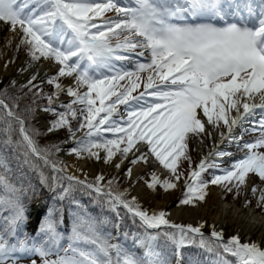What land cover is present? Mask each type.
<instances>
[{
    "label": "snow or ice",
    "instance_id": "obj_1",
    "mask_svg": "<svg viewBox=\"0 0 264 264\" xmlns=\"http://www.w3.org/2000/svg\"><path fill=\"white\" fill-rule=\"evenodd\" d=\"M0 23L29 65L42 57L57 65L47 78L51 93L35 83L38 74L0 90V264H173V257L175 264H264V240L241 242L237 234L225 241L215 225L206 236L203 224L172 223L165 210H146L118 176L81 178L57 157L86 154L117 170L127 159L129 178L131 165L154 157L172 179L153 173L148 187L167 195L181 179L179 158L190 161L188 141L224 128L185 178L179 203L203 201L209 184L239 188L249 174L264 183V0H0ZM60 93L69 99L58 103ZM45 97L47 133L66 137L41 147L45 133L32 118ZM116 152L120 162L112 160ZM218 158L231 163L222 167ZM210 168L222 174L205 179ZM251 191H258L254 182Z\"/></svg>",
    "mask_w": 264,
    "mask_h": 264
},
{
    "label": "bare ground",
    "instance_id": "obj_2",
    "mask_svg": "<svg viewBox=\"0 0 264 264\" xmlns=\"http://www.w3.org/2000/svg\"><path fill=\"white\" fill-rule=\"evenodd\" d=\"M5 28L6 25L0 23V52L4 51L3 55H1L2 52L0 53V78L15 80L18 87L26 84L33 74H38V82H42L45 77L55 73L57 65L52 60L41 58L31 65L25 64L27 60H24V57L17 60V57H14L15 53H13L12 48H9L7 42L8 33ZM14 37L16 38L17 36L15 35ZM22 68L25 70L22 71ZM65 81L69 84L74 82L72 77H66ZM232 115H235V111H233ZM37 117L39 124L46 129L45 126L49 122L47 114L39 111ZM225 130L223 129V131ZM219 139L220 136L215 133V136H211L209 142L213 146ZM202 148H199V152H201ZM114 156L112 160L120 162V156L117 158H114ZM198 157H200V154ZM58 159L67 163L70 174L83 178L86 173L90 179L101 173L105 175V178L110 175H119L125 173V169L129 166L128 160L124 159L121 169L117 170L112 164L95 161L94 158H88L86 154L79 158L75 155H65L64 152H60ZM148 170H152L157 175L164 174L163 168L156 163V160L150 158L147 163L134 164L132 166V176L129 178L132 195L138 198L146 210H165L167 213L166 218L175 224H192L194 226L203 224L202 231L207 233H210L211 227L215 225L216 230H223V237L227 239L232 235L238 234L241 242H261L264 240V214L259 215L256 212L257 207L246 208L245 204H242L243 202L240 204H236L233 201L227 203L223 198V192L215 185H209L207 196L202 202L194 200L195 202L189 205L177 204L175 203L176 200L182 196V191L180 190L182 183H179L176 189L168 190L167 195H158L157 192H163V190L151 191L141 181V177ZM34 219L35 213H33Z\"/></svg>",
    "mask_w": 264,
    "mask_h": 264
},
{
    "label": "rangeland",
    "instance_id": "obj_3",
    "mask_svg": "<svg viewBox=\"0 0 264 264\" xmlns=\"http://www.w3.org/2000/svg\"><path fill=\"white\" fill-rule=\"evenodd\" d=\"M6 31V30H5ZM7 33H8V39H7V42L9 41V40H11V46L9 45V48H12V50H13V53H15V55H14V57H17V60H19V59H21V58H23L24 60H27V63H25V64H28V58L26 57V55H25V53H23V51H17L16 49H15V47H14V45L18 42V38L16 37H14L15 35L13 34V33H11L10 31H6ZM17 41V42H16ZM2 52V53H1ZM0 53H1V55H3V52L4 51H1ZM13 57V58H14ZM26 66V65H25ZM22 67H24V66H22ZM51 76V75H50ZM47 77H49V76H47ZM47 77H45V78H47ZM44 78V81H42V82H38V81H36L35 83H37L38 84V87L41 89V86H43V85H46V83H45V81H46V79ZM65 78L66 77H64L63 78V82H65L66 84H68L66 81H65ZM29 80V79H28ZM10 81H12L11 79L9 80V79H6V78H0V84H3V83H6V84H9L10 83ZM20 86V85H19ZM19 86L17 87V89L19 88ZM25 91H27V89H25ZM33 91H35V89L33 90ZM44 93H45V91H43ZM28 97H30V95H29V92H28ZM27 97V98H28ZM29 99V98H28ZM63 100H65L63 97H62V100H61V97L58 99V103H60V102H62ZM35 107H36V118H37V123L39 124L40 122H39V119H38V117H37V113L39 112V111H42L41 110V108H37L38 106L37 105H35ZM43 112V111H42ZM233 113V112H232ZM47 114V119H51L52 118V116H51V114L50 113H46ZM222 123V122H221ZM40 125V124H39ZM40 127L42 128V129H44L41 125H40ZM206 128H207V125H206ZM223 129L224 128H215V129H212V131H213V135L212 136H215V133H217V132H221V131H223ZM65 137H66V131H60V130H58L55 134H53V133H49V135H47V137H46V139L48 138V139H51V141H52V143H59L61 140H63V139H65ZM252 137H249L248 138V136H247V140L248 139H251ZM211 140V137H205V138H203V140L200 138V137H195V138H193V139H190L189 141H188V144H189V146H190V149H189V154L187 155L189 158H190V161H189V159H185L184 158V162L183 163H185L186 164V166L185 167H187V168H190V167H192L193 166V164H194V162H196V160H197V158H198V155L200 154V152H199V148L200 147H203L202 148V150H201V152L202 153H206V152H208L209 151V149H210V147H211V142H209ZM221 147H224L223 145H221ZM261 151H264V149H260ZM102 151V153H103V150L101 149L100 150V152ZM233 152H236V151H233ZM101 153V154H102ZM58 155H59V153H57V157H58ZM117 158L118 157V155H117V153H116V155L114 156V158ZM79 158H82V157H79ZM217 162H221L219 159H217ZM231 163V161L230 160H227L226 162H221V166L222 167H225V166H228L229 164ZM132 166L133 165H131V168H132ZM185 167H181V171H183L184 169H185ZM210 170L211 171H213L214 169H211L210 168ZM148 173L149 172H146L145 174H144V176H142L141 177V181L142 182H144V183H148L150 180H149V178H148ZM113 176H118V181H117V183L119 184V186L121 187V188H128V190H129V192H130V194L132 195V191H131V187L129 186V185H131V184H129V177L125 174V173H122V174H119V175H110V176H108L107 178H105V179H111ZM249 176L251 177V179H249L248 177H246V179H245V183L243 184V185H240V187L239 188H235V190H232V191H230V192H226L225 191V194H224V200L227 202V203H230L231 201H233V202H235L236 204H240V201H241V197H242V195H243V193L245 194V192L247 191V188L249 187V186H251V188H252V186H253V182L255 183V185H256V187H257V189H258V191L256 192V194H253L252 193V191H251V189H250V191L248 192V197H247V200H246V202H248L249 203V206L248 207H246V208H253V207H257V204H258V197H259V195H260V192H259V189L260 188H264V183H261L259 180H258V178L254 175V174H249ZM95 177V176H94ZM94 177H92V178H94ZM103 183V182H102ZM133 184V183H132ZM208 188H209V185H207V187H206V189H205V198H206V196H207V192H208ZM150 189V188H149ZM218 189H220L221 190V187L220 186H218ZM151 190H153V189H151ZM159 189L157 188L156 189V191H158ZM224 193V192H223ZM239 193H241V194H239ZM184 197H183V193H182V196L179 198V199H177L176 200V202L175 203H177V204H180L179 203V200L180 199H183ZM235 199H236V201H235ZM202 202V201H201ZM260 207L258 208V209H261V211H260V213H259V215H263L264 214V202H261L260 204ZM145 208V207H144ZM146 209V208H145ZM147 210H149V209H147ZM151 211V210H150ZM155 211H157V210H155Z\"/></svg>",
    "mask_w": 264,
    "mask_h": 264
},
{
    "label": "trees",
    "instance_id": "obj_4",
    "mask_svg": "<svg viewBox=\"0 0 264 264\" xmlns=\"http://www.w3.org/2000/svg\"><path fill=\"white\" fill-rule=\"evenodd\" d=\"M23 53H24V52H23ZM59 79H60V81H61V77H60ZM45 83H46V85L41 86V89H42V91H45L46 94H47V93H51L52 91L55 90V89H54V85H50V84L47 83V79H46ZM124 83H126V82H124ZM124 83H123V84H124ZM7 85H8V84H6V83L0 84V90H2L3 87H4V86H7ZM17 94H18V93H17ZM61 94H66V93H60L59 96H58V99H59V97L61 96ZM29 95H30V97H28V95L25 96V97H23V102H22L21 105H20V107H21L22 109L25 107V104H26V103H31V100H32V92H29ZM93 95H95V94H93ZM27 97H28L29 99H28ZM65 102H66V101H65ZM46 103H47V99H46V97H45V98L38 99V100H37V106H38L37 108H42V106L45 105ZM106 103H107V101H106ZM98 104H99V101H97V105H98ZM34 106H35V105H34ZM48 120H50V119H48ZM32 126L35 127V128H37V129H39L42 133H45L44 135L37 137V141H38V143L40 144L41 147H43V146H45V145L53 144L52 141H51V139H48V138L46 139V137H47V135H49V133H47V131H46L45 129H42V128L40 127V125L37 123L36 115L32 118ZM83 131H85V130L83 129ZM121 147H123V145H121ZM39 164H40V168H41V170L44 171L45 175H50L51 170H49L48 168H45V167L43 166V162H42V161L39 162ZM83 202H84L85 204L88 205L89 209H92V208L94 207V205H92V204L89 203L87 197H84V198H83ZM49 203H50V202H49ZM93 214H95V213H93ZM130 224H131V218L129 217L128 220H127L126 227H125L124 230H127V225H130ZM69 225H70V227H71V221H70V220H69ZM132 230H133V231H136L137 229H136V228H133ZM121 242H122V243H125V245L128 246V245H129V238H128V241L125 242V241L123 240V237L121 236ZM187 254H191V253H187V252H186V255H187Z\"/></svg>",
    "mask_w": 264,
    "mask_h": 264
}]
</instances>
